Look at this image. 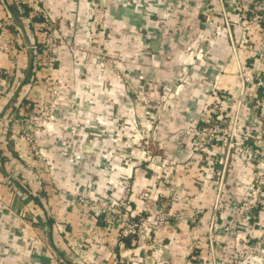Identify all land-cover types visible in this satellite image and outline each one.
Masks as SVG:
<instances>
[{"label": "built area", "instance_id": "obj_1", "mask_svg": "<svg viewBox=\"0 0 264 264\" xmlns=\"http://www.w3.org/2000/svg\"><path fill=\"white\" fill-rule=\"evenodd\" d=\"M17 2L23 18L10 25L15 37H8L5 44L0 41V51H28L33 73L24 85L26 94L21 93L23 100L8 110V132L0 145L17 154L22 161L19 169L35 176L48 203L56 199L58 205L68 203L76 212L75 239L69 238L65 224L58 221L56 226V241L61 246L66 241L61 258L73 264H173L180 254L172 248L184 234V264H264V0H181L179 4L177 0H59L57 6L54 0ZM132 5L148 7L140 13L134 10L137 27L125 26L128 11L122 17L119 13ZM176 9L185 16L192 14V19L191 28L183 30L175 44L181 45L187 59L193 55L195 59L183 61L173 94L164 89L167 82L159 84L165 51L150 54L147 74L152 77L150 91L162 87V95L155 99L161 100L167 121L177 100H183L182 92H189L193 109L186 140L176 137L172 148L161 140L157 145L161 156H154L146 146L138 164L117 167L113 177L104 172L100 159L105 156L99 153L94 158L97 172L69 174L75 181L73 193L58 198L59 176L71 164L68 146L58 138L52 146L56 157H48L41 131L56 120L68 119L63 98L72 77L64 70L68 58L82 77L95 71L99 87L110 75L119 79L122 64L131 75L132 62L145 63L143 51L152 38L160 40L175 32ZM150 16L154 25L146 29L153 24ZM118 36L133 40L137 49L107 48L105 40ZM96 38L97 46H91ZM96 51L97 60L88 61ZM131 54L141 56L134 60ZM9 75L0 69L1 94L12 87ZM172 151L176 155H170ZM87 157L78 163L85 167L92 160ZM82 177L88 182L80 183ZM8 212L30 229L29 235L22 229L16 239L18 255L26 250L41 254L45 249L49 264H66L38 236L40 228L34 220Z\"/></svg>", "mask_w": 264, "mask_h": 264}, {"label": "rangeland", "instance_id": "obj_2", "mask_svg": "<svg viewBox=\"0 0 264 264\" xmlns=\"http://www.w3.org/2000/svg\"><path fill=\"white\" fill-rule=\"evenodd\" d=\"M179 2L181 0H177V4ZM146 8L148 9L144 5H132L122 9L120 17L123 16L125 10L129 12L128 18L123 17L125 26L130 27L129 24H131L137 27L138 16L134 13V10L140 13L141 10ZM186 16L176 9L175 18L177 21H172V24H176L174 28L175 32H170L160 40L152 38L149 41V48L143 51L144 58H147L148 62L150 54H157L162 51L166 52L162 54V59L166 66L158 69L160 75L159 84L163 85L167 82L164 89H167L172 94L177 86L175 79L181 75L183 61L193 62L195 59V55H193V58L187 59L184 51L181 54V48L179 47L181 45L175 44L177 43V39L181 41V37L184 35L183 30L191 28L190 21L192 14L186 12ZM150 18L153 24H147L146 29H150L154 25L152 16ZM93 31L95 34L99 31L96 23L93 24ZM120 40H122L121 43ZM105 42L107 48L110 46L116 48L123 47L127 52L131 49H137L133 46V40L122 39L119 36L118 38L113 37L112 40L108 41L106 39ZM193 43L194 41L190 40L188 45H192ZM97 44L96 38L91 46H97ZM99 47L103 48L102 43ZM131 55L134 60L141 56L139 54ZM93 60H97V51L88 57V61ZM131 61L132 59L128 58V65ZM143 63L139 64L138 60L132 62L131 75H128L125 64H122L119 79L110 75V78L100 87L95 83V71H90L88 77H82L73 68L71 60L67 66H64L66 74L72 76L67 94L63 93V98L66 100L69 111L68 119L56 120L53 124L55 122H59L62 125L67 124L65 126L72 131L71 136H65V138L60 140L62 145L68 146L67 159L71 161V164L66 168L72 174L85 173L86 170L89 173H96L99 164L94 163L96 160L94 158H97L100 153L102 156H105V160L100 159L105 167L104 172H108L113 177V173L116 172L115 169L117 167L125 168L127 165L135 162L138 164V160H140L146 146H149V150L154 156H161L163 151L159 150L157 146L161 140L166 142L169 148H171L170 145L174 144L176 137L181 138L182 141L186 140V131L189 126L187 122L191 119L190 111L193 109V101L191 102L187 98L189 92H182L183 100H177L179 104H177L175 113H179L180 119L176 120L174 113L167 121L164 118V113H161L163 111L161 100H158L162 95V87L157 85L154 87L153 92L149 90L152 77L147 73L150 67H146V72L142 73L140 69L144 67ZM112 73L110 71V74ZM100 91L102 92V96L97 100L95 94H98ZM61 103L63 104L62 100L60 101V105ZM102 114H104L103 117ZM58 130H60V127ZM50 134L53 137L55 133L52 131ZM58 138L57 136L56 139L58 140ZM99 145H103L100 151L98 150ZM44 152L49 153L48 151ZM170 155L176 154L172 151ZM86 156H89L87 158L92 160L83 167L78 163V160ZM139 168H142V166ZM187 175L186 173V178L188 177Z\"/></svg>", "mask_w": 264, "mask_h": 264}, {"label": "crops", "instance_id": "obj_3", "mask_svg": "<svg viewBox=\"0 0 264 264\" xmlns=\"http://www.w3.org/2000/svg\"><path fill=\"white\" fill-rule=\"evenodd\" d=\"M59 0H54V6H57ZM59 3V2H58ZM21 7L17 0H0V41L5 44L8 37H15V32L10 26L14 21H21L23 13H21ZM14 34V35H13ZM23 43L22 39H19ZM17 46L18 49V45ZM147 59L145 60L144 67L141 68V72H146ZM66 66L69 64V58L66 62ZM0 69L7 73H10L11 89L6 94L0 93V143L8 132V110L12 109L13 105L23 100V94H26L27 86H24L30 80L33 73L31 67L30 54L28 51H21L18 49L17 52L4 53L0 51ZM15 74V76H14ZM24 87V88H23ZM23 89V91L20 90ZM177 113V112H176ZM174 115L176 120L179 118V113ZM67 124H59L55 122L53 125L48 126L41 131L42 144L49 148L48 157H56V152L53 151V143L57 140L56 137L63 139L66 133L69 131ZM60 127V130L58 128ZM54 131L52 137L50 133ZM58 142V141H57ZM171 148L173 145H170ZM55 150V148H54ZM9 155L14 158L16 163L12 160L9 161ZM22 165V161L17 158V154L11 149H3L0 145V264H21L22 262L31 264H49V258L45 249H42L41 254L36 251L26 250L22 256L18 255V247L16 239L21 235L24 230V234L29 235L30 229L25 228L17 217L12 215L9 210L15 213L25 215L26 220L32 222L35 221V225H38L40 229H36L38 236L42 237L51 250H54L58 255L59 259L64 261L66 264H73V260H63L60 254L63 256V249H66V241L62 244H58L56 241V226L59 222L65 224V230L69 233L70 239H75L72 235V230L77 214L75 211H71V206L68 203L58 205L56 199L48 203L46 194L43 186L37 181L35 176L28 172L25 168L19 169ZM87 175H91L88 170L85 171ZM72 173L65 170L63 177L60 175L59 178L61 183V193L58 198L69 197V194L73 193L75 186L74 179L69 176ZM11 179L6 180L8 176ZM79 180L80 183L84 184L88 182V178ZM100 183V181H98ZM23 187L26 188L24 190ZM57 198V199H58ZM33 204V205H31ZM53 204L54 208H50ZM36 208L39 210L36 211ZM60 216V217H59ZM59 221V222H58ZM24 227V228H23ZM23 229V230H22ZM83 233L80 234V238L83 237ZM78 236V234H76ZM68 238V235H67ZM78 239V238H76ZM184 234L178 236V242L173 246V250L177 251L180 255L176 258L173 264H184ZM35 248L40 249L39 244L34 245ZM23 257V259H22ZM100 262V261H96Z\"/></svg>", "mask_w": 264, "mask_h": 264}, {"label": "trees", "instance_id": "obj_4", "mask_svg": "<svg viewBox=\"0 0 264 264\" xmlns=\"http://www.w3.org/2000/svg\"><path fill=\"white\" fill-rule=\"evenodd\" d=\"M120 13V12H119Z\"/></svg>", "mask_w": 264, "mask_h": 264}]
</instances>
